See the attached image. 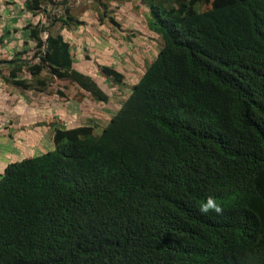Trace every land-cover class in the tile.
Wrapping results in <instances>:
<instances>
[{
	"label": "trees",
	"instance_id": "1",
	"mask_svg": "<svg viewBox=\"0 0 264 264\" xmlns=\"http://www.w3.org/2000/svg\"><path fill=\"white\" fill-rule=\"evenodd\" d=\"M73 1L26 0L46 23L27 26L31 60L0 61L12 88L68 80L108 100L50 30L82 24ZM140 2L160 49L108 125L54 126L53 150L4 169L0 264H264V0ZM209 196L222 215L199 211Z\"/></svg>",
	"mask_w": 264,
	"mask_h": 264
},
{
	"label": "crops",
	"instance_id": "2",
	"mask_svg": "<svg viewBox=\"0 0 264 264\" xmlns=\"http://www.w3.org/2000/svg\"><path fill=\"white\" fill-rule=\"evenodd\" d=\"M25 2L0 0V61L16 55L31 60L34 55L35 42L27 26L45 24L46 17L27 12ZM91 3L73 1V10L87 7L76 16L82 24L68 28L56 23L50 30L69 44L72 68L90 77L108 100L95 101L77 84L58 79L44 92H19L5 82L8 72L0 64V178L8 164L53 150L52 125L63 129L90 127L99 135L141 78L145 62L155 60L161 42L148 29V8L140 0H111L109 8L118 27L101 22ZM102 66L121 73L123 85L105 76ZM24 77L30 79L28 73Z\"/></svg>",
	"mask_w": 264,
	"mask_h": 264
},
{
	"label": "clouds",
	"instance_id": "3",
	"mask_svg": "<svg viewBox=\"0 0 264 264\" xmlns=\"http://www.w3.org/2000/svg\"><path fill=\"white\" fill-rule=\"evenodd\" d=\"M199 211L204 215H207L209 213H215L216 215H222L223 214V207L217 203V201L214 197L209 196L199 206Z\"/></svg>",
	"mask_w": 264,
	"mask_h": 264
},
{
	"label": "rangeland",
	"instance_id": "4",
	"mask_svg": "<svg viewBox=\"0 0 264 264\" xmlns=\"http://www.w3.org/2000/svg\"><path fill=\"white\" fill-rule=\"evenodd\" d=\"M132 18H134V17H132ZM134 19H135V18H134ZM153 60H154V59H153ZM147 64L149 65V62H145V65H144L145 68H146ZM26 79L29 80V78H26ZM16 91L21 92L20 90H16ZM52 128H53V126H52Z\"/></svg>",
	"mask_w": 264,
	"mask_h": 264
}]
</instances>
